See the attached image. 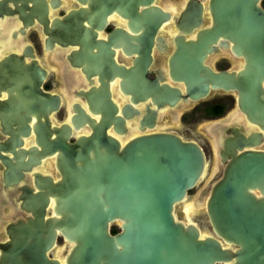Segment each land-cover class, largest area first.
<instances>
[{
  "label": "water",
  "instance_id": "water-1",
  "mask_svg": "<svg viewBox=\"0 0 264 264\" xmlns=\"http://www.w3.org/2000/svg\"><path fill=\"white\" fill-rule=\"evenodd\" d=\"M152 1L76 0L87 8L70 10L61 20L53 18L47 28L44 0H0V19L1 14H16L23 28L31 24L32 17L42 26L43 35H47L44 50L50 49L52 42L61 47L78 46L66 55L69 65L80 67L88 85L94 75L99 83L96 89L73 95L84 97L87 110L99 114V119L95 123L73 104V129L86 123L91 133L67 144L70 130L66 125L48 128L46 116L58 109L59 100L38 89L46 72L38 69L34 60L22 64V56L33 58L30 47L25 46L19 57L8 54L1 59L0 91L6 93V99L0 101V133L9 137L0 143V151L12 155H0L5 167L2 183H17L20 171H29L39 159L54 152L60 178L51 183L49 177L34 173L38 192L31 194L24 185L18 188L22 190L17 198L21 200L19 208L30 212L33 219L6 225L8 241L0 243V264H60L44 255L52 245L54 230L71 244L62 264H264V10L260 0H208L211 25L199 30L195 41L184 42L183 36L197 26L198 14L190 10L182 14L167 66L169 79L183 84L184 96L168 85L158 86L156 80L163 78L157 71L155 78H145L152 42L157 51L165 48L159 36L154 41L153 37L168 18L167 13L151 7ZM10 2L12 10L6 7ZM58 4L59 0L49 1L51 9ZM112 11L126 20L130 33L141 32L131 36L115 28L106 41L94 40L92 29L101 30L105 16ZM218 37L232 44L229 50L233 56L243 58L237 72H215L202 66L205 54L227 47L226 41L211 47ZM109 46L120 48L127 56L135 54L131 66L115 65ZM115 76L120 79L119 91L130 96L131 104L150 97L156 108L172 106L179 97L196 100L209 89L236 93L237 106L231 118L208 126L214 134L225 124L229 129L222 131H228L229 136L223 140L213 135L218 164L194 200L210 234H203L184 213L176 212L205 174L206 157L197 142L154 132L129 140L119 150L118 143L105 136L110 124L116 134L125 133L123 120L113 117L116 108L108 99L107 82ZM145 107V115L138 121L140 131L144 129L141 126L151 128L154 123L155 111ZM120 114L124 119L138 115L128 104L121 107ZM30 118H34V144L40 150L32 146L14 151L22 144L19 136L29 134L26 123ZM51 133L55 138L49 139ZM47 196L53 197L54 217L42 223ZM114 222L119 231L111 235L109 228Z\"/></svg>",
  "mask_w": 264,
  "mask_h": 264
},
{
  "label": "flooded vegetation",
  "instance_id": "flooded-vegetation-1",
  "mask_svg": "<svg viewBox=\"0 0 264 264\" xmlns=\"http://www.w3.org/2000/svg\"><path fill=\"white\" fill-rule=\"evenodd\" d=\"M46 5V19H47V28L50 21L53 18L61 20L63 16L67 14L68 11H76L78 8H87L86 3L80 5L76 0H59L57 7L51 9L49 7L50 0H44ZM27 7H30V3H26ZM208 0H153L151 7L158 8L162 13H167V20L161 22L155 32L153 41L156 37H160L165 48L162 51H157L154 47V43L150 47V62L146 67L148 73L144 74L145 78L151 80L156 77V71L161 73V78L163 81L156 80L157 85L165 84L170 88H174L179 92L180 96H184V87L181 82H172L168 77V66L167 60L172 55L175 50L173 44V37L178 33V27L181 23V16L186 11L190 10L194 15L198 14L199 20L197 26L191 29V31L184 35V42L187 40L195 41L196 33L199 30L207 29L211 25V16L208 11ZM19 5V2L16 3V6ZM259 6L264 10V0H260ZM6 7L13 9V6L10 3H6ZM28 13V11H24ZM105 25L104 27L95 32L94 40L106 41L105 37L113 29L119 28L123 30L128 35H138L141 32V29L136 33H130L126 27V20L120 18L115 12L105 16ZM85 27L88 26L83 23ZM42 26L38 24L35 19L32 17V22L30 25H27L25 28L22 27L21 21L17 19L16 14L3 15L1 14L0 19V61L3 57H7L8 54H14L17 57L21 56L22 50L25 46L30 47V55L33 58L23 57L22 64H29L31 60L35 61V65L38 66V69L45 71V75L41 80L38 89L43 93H48L49 96L55 95L58 100V109L55 112H51L46 116L48 120V128L51 130L52 127L58 129L62 124L66 125L69 130V136L66 139L65 143L72 144L78 136H89L91 133L90 128L86 123L82 127H78L76 130L73 129L70 123V117L76 115L72 112L71 106L77 104L78 107L86 114L89 119L94 120L95 123L98 122L99 114H91L87 110V105L84 100V97L73 96L78 91L82 93L88 92L90 87L97 88L99 83L96 81L97 75L89 77V81H92V84L88 85V81L84 77V74L80 72V67H71L69 61L66 59V55L69 54L72 50H77L78 46L66 45L61 47L58 44L52 42L50 49H43L44 39L47 38V35H43ZM218 41H226L227 47L216 48ZM232 44L226 40L218 37L215 44H211V47L216 48V52L210 51L208 54H205L202 60V66L211 69L212 71H235L240 70L244 64L243 58L241 56L235 57L230 53L229 47ZM113 51L112 60L114 64L123 66L124 69L131 66V61L135 57V54L124 55L121 52L120 48H111ZM92 52H95V49H92ZM118 77H113L108 84V93L109 100L112 105L116 108V113L114 116H119L123 120L122 127L125 130V133L116 134L112 130V124H110L105 130V136L113 138L119 145V150L122 146L129 140L139 137L142 135H148L154 132H164L171 135L180 137L182 140L194 141V137L198 136L204 140L205 145L202 147L204 154L205 151L212 153V168H215L217 163L215 151V138L213 135L217 134L221 136V139H225L229 136L228 131L225 133L222 130L229 129L225 124H222V129L218 133L212 134L208 131V126L217 120L228 121L234 109L236 108L237 95L234 91H222L211 90L209 89L205 96L200 97L196 100H191L187 96L185 101L181 97L175 102L172 106L164 105L162 108H156L155 104L152 105L150 102V97L145 98L144 101L136 102L131 104L129 102V95H122L119 91ZM6 99V93L0 91V101ZM128 104L132 109L138 113V115L132 114L130 118L124 119L120 114V109L123 105ZM145 105H147L148 110L155 111L153 125L151 128H146L144 125L140 128H144L142 131L138 129L139 120L145 115ZM40 121H43L42 118ZM34 122V118H30L29 122L26 125L29 127V134L26 137H20L22 144L16 149H23L26 151L29 147L34 146L37 151L40 150L38 146L34 144V134L31 130V126ZM222 122V123H224ZM8 135H3L0 133V143L6 141ZM55 136L51 133L49 139H53ZM196 142V141H195ZM198 144V143H197ZM0 155L6 156L7 158L12 157L8 152L4 153L0 151ZM43 157L39 159V164L31 166L29 171H20L22 174L21 178L17 183L4 186L2 183V171L5 167L0 163V243L8 241L5 235L6 225L12 223L16 224V221L26 223V218L33 219L30 212H24L19 208L21 200H17L18 196L22 194V190L18 188L23 185L31 190V194L38 192L33 185V174L37 173L41 177H49L51 183H55L59 180L60 175L54 167V156ZM206 157V154H205ZM27 156L23 161H25ZM11 163L14 161L10 160ZM191 191V190H190ZM188 191V195L190 194ZM195 206V201L193 203ZM52 206H54L53 197L47 196V203L44 207V214L42 217V223L45 219L54 217L52 212ZM180 207L176 208L177 213H184L180 211ZM186 213H189V210H186ZM59 218V216H55ZM119 231V224L114 222L110 225L109 233L115 235ZM55 234L53 237L52 245L44 252V255L49 260H56L60 264L63 263V259L67 254L68 248L71 246L68 243L61 233L57 230H54Z\"/></svg>",
  "mask_w": 264,
  "mask_h": 264
},
{
  "label": "rangeland",
  "instance_id": "rangeland-1",
  "mask_svg": "<svg viewBox=\"0 0 264 264\" xmlns=\"http://www.w3.org/2000/svg\"><path fill=\"white\" fill-rule=\"evenodd\" d=\"M194 138H195L194 141H196L202 147L205 145L204 140L202 138L198 136H195ZM205 154H206V170H205L204 177L203 179L199 181L198 186L195 189L190 191V194L188 195L187 200L184 203V205H186L187 207H183L184 206L183 205L180 211L184 212V216L187 217L189 221L196 223L203 234H210V229H209V226L207 224V221L205 219L203 212L199 211V208H196L193 205L198 189H200L203 183L207 181V179L209 178L213 170L211 166L212 157H213L212 153L211 152L209 153V151L207 152L205 151ZM187 209L189 210V213H186Z\"/></svg>",
  "mask_w": 264,
  "mask_h": 264
}]
</instances>
